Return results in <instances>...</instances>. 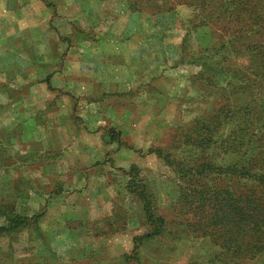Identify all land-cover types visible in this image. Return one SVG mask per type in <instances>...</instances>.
Returning <instances> with one entry per match:
<instances>
[{
    "label": "rangeland",
    "instance_id": "1",
    "mask_svg": "<svg viewBox=\"0 0 264 264\" xmlns=\"http://www.w3.org/2000/svg\"><path fill=\"white\" fill-rule=\"evenodd\" d=\"M129 2L140 13L139 27L159 29L154 66L148 68L153 80L149 88L144 89L140 74L138 90L134 87L130 93L70 102L58 99L62 112L70 114L64 117L67 124L77 128L78 143L72 147L46 151L37 141H30L28 132L0 127V206H12L27 218L40 214L0 234V264H206L219 250L209 238L197 237L190 229L180 231L182 224L173 221L176 212L185 211L176 203L177 178L163 158L150 151L157 147L168 153L176 134L222 103L218 87L200 74L204 63L211 66L214 59H197L203 55L202 48L215 41V34L210 27L195 25L198 17L190 5H176L174 0ZM66 6L59 4L58 9L57 4L50 6L43 0H0V32L4 28L7 37L8 31L11 44L5 61L11 80L4 85L9 86L11 97H18L40 76L28 83L19 81V77L33 76L26 65L34 62L41 32L50 38L51 33L71 26L91 28L86 19H76L78 24L66 20L65 14L72 11ZM143 13L153 15L147 24ZM100 21L91 23L92 28H98ZM43 90L36 93L43 97ZM48 102L49 111L57 108V101ZM90 109L97 112L94 122L100 118L104 122L96 132L85 127L86 134L79 126L92 125L86 118ZM35 112L39 115L29 118L45 124L43 111ZM15 116L11 113L9 118L18 119ZM111 128L118 132L119 141L111 140ZM59 134L68 140V130L60 129ZM182 153V157L189 154ZM131 164L139 166L138 179L153 193L154 210L164 218L158 236H143L149 225L127 187L125 171ZM250 264H264V253Z\"/></svg>",
    "mask_w": 264,
    "mask_h": 264
},
{
    "label": "trees",
    "instance_id": "2",
    "mask_svg": "<svg viewBox=\"0 0 264 264\" xmlns=\"http://www.w3.org/2000/svg\"><path fill=\"white\" fill-rule=\"evenodd\" d=\"M174 2L194 7L195 25L215 34L197 59H214L200 74L218 87L223 101L176 134L168 153L157 147L150 151L177 178L176 203L185 211L176 212L173 221L182 224L180 231L190 229L219 249L206 264H250L264 253V0ZM109 135L119 141L112 128ZM182 151L189 154L182 157ZM125 173L149 225L143 236L160 235L165 221L154 210L153 193L138 179L139 166L131 164ZM0 216L2 234L40 214L27 218L12 206H0Z\"/></svg>",
    "mask_w": 264,
    "mask_h": 264
},
{
    "label": "crops",
    "instance_id": "3",
    "mask_svg": "<svg viewBox=\"0 0 264 264\" xmlns=\"http://www.w3.org/2000/svg\"><path fill=\"white\" fill-rule=\"evenodd\" d=\"M43 1L54 7L57 4L58 9L59 4H67L65 9L72 11L68 12L69 15L65 14V19L72 21L71 24H78L77 20L81 22V19H86L85 23L92 28L91 23L94 26L96 20H101L98 28L71 26L51 33L50 38L49 34L41 32L36 38L38 48H36L34 62L26 65L32 68L33 76L19 77V81L28 83L34 76H40L31 80L30 83L33 84L25 91L17 93L16 98L15 95L11 97L9 86H4L11 80L7 77L9 64L5 62L9 56L11 44L8 31L7 37H5L4 28L0 32V61L2 62L0 63V127L7 130L18 127L19 132H28L26 134L32 135L30 141H37L47 151L64 146L72 147L78 143L76 139L79 138H76L75 134L77 128L71 123L67 124L64 117L70 114L62 112V101L70 102L77 98L90 100L108 94L130 93L134 87L138 90L137 77L140 74L144 75L142 80L144 89L149 88L150 83L153 84L151 76H148V68L154 66L151 62L154 60L156 43L159 44L155 32L159 29L149 25L139 27L140 13L132 9L129 0ZM143 14L146 15L147 24L148 19L153 15ZM0 18L3 21V17L0 16ZM38 89H44L43 97L36 93ZM13 98H15L13 107H18L16 111L12 107ZM53 99L57 101V108L49 111L48 101ZM38 110L46 115L45 124L29 118L31 114L39 115L35 112ZM11 113L18 119L9 118ZM95 113H97L95 109L89 110L86 118L92 122V125L85 123V126H79L80 130L86 133L85 127H87L94 128L89 132L97 131V125L104 122V118L94 122L97 117ZM60 129L69 131V135L66 134L69 137L68 140H65L64 134H59ZM48 206H50L49 203L47 208Z\"/></svg>",
    "mask_w": 264,
    "mask_h": 264
}]
</instances>
